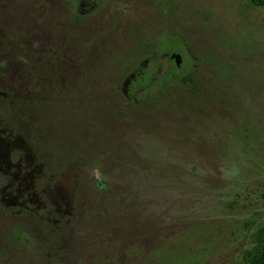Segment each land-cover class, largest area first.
<instances>
[{"label":"rangeland","instance_id":"rangeland-1","mask_svg":"<svg viewBox=\"0 0 264 264\" xmlns=\"http://www.w3.org/2000/svg\"><path fill=\"white\" fill-rule=\"evenodd\" d=\"M160 48L180 78L133 105L126 79L169 69ZM6 176L0 201L48 212L0 213V264H244L264 227V7L0 0Z\"/></svg>","mask_w":264,"mask_h":264},{"label":"flooded vegetation","instance_id":"flooded-vegetation-1","mask_svg":"<svg viewBox=\"0 0 264 264\" xmlns=\"http://www.w3.org/2000/svg\"><path fill=\"white\" fill-rule=\"evenodd\" d=\"M165 52V53H164ZM164 53V54H163ZM158 54H163L169 61L168 68L166 71L162 72L161 69H158L156 72H148L145 69L138 70L139 72L134 73L126 79L124 84V93L128 101L133 105H143L148 102L149 97L153 94L154 98L160 96L162 92H164L169 86L173 83H177L180 75L182 73L183 68V57L177 59L176 52L174 49H163L160 48L158 50ZM149 59L147 62V66H152L153 62ZM133 78V79H130ZM126 88V90H125ZM154 90V91H153ZM150 94V95H149ZM6 183L0 182V188L7 189L10 185L15 184L13 179H9L6 176ZM5 179V178H3ZM2 179V180H3ZM52 183L47 181L45 183V189L49 190ZM33 203H36L33 201ZM43 203V202H42ZM24 202L19 201H0V213L11 217H18L24 219H30L31 221L35 222L34 219L40 221H45L43 216H47V209L37 208L36 210H31L29 207H24ZM32 218V219H31ZM43 226V225H42Z\"/></svg>","mask_w":264,"mask_h":264},{"label":"trees","instance_id":"trees-1","mask_svg":"<svg viewBox=\"0 0 264 264\" xmlns=\"http://www.w3.org/2000/svg\"><path fill=\"white\" fill-rule=\"evenodd\" d=\"M254 6L264 7V0H249ZM255 247L244 254V264H264V227H262L257 236Z\"/></svg>","mask_w":264,"mask_h":264}]
</instances>
